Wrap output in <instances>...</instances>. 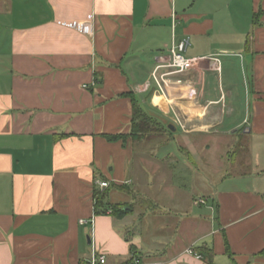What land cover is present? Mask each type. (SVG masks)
<instances>
[{
	"label": "crops",
	"instance_id": "1",
	"mask_svg": "<svg viewBox=\"0 0 264 264\" xmlns=\"http://www.w3.org/2000/svg\"><path fill=\"white\" fill-rule=\"evenodd\" d=\"M185 38L207 59L156 80ZM127 93L157 132L130 135ZM100 180L129 214H95ZM94 247L108 264L133 248L264 264V0H0V264H87Z\"/></svg>",
	"mask_w": 264,
	"mask_h": 264
},
{
	"label": "built area",
	"instance_id": "2",
	"mask_svg": "<svg viewBox=\"0 0 264 264\" xmlns=\"http://www.w3.org/2000/svg\"><path fill=\"white\" fill-rule=\"evenodd\" d=\"M189 45L190 42L188 38L182 39L172 44L167 55L158 56V63L154 69L153 77L156 80L165 81L169 75L183 73L187 70L193 69L198 63L207 59L204 56L200 55L188 56L187 50ZM210 59H213L214 65H217V58L210 57ZM163 68H167L169 70L160 73V70ZM97 184L99 186V189L101 190H104L111 186V182H109L108 180H100L97 182ZM195 203L205 204L206 199L199 197L195 200ZM107 213L111 214V210L109 209ZM81 222H85V220H81ZM188 252L193 253L196 257H201L198 253H194L192 249H189ZM87 264H108L107 255L105 253L99 252L94 247L90 258L87 260ZM124 264H145V261L143 260L141 255L133 252L131 254V257Z\"/></svg>",
	"mask_w": 264,
	"mask_h": 264
},
{
	"label": "trees",
	"instance_id": "3",
	"mask_svg": "<svg viewBox=\"0 0 264 264\" xmlns=\"http://www.w3.org/2000/svg\"><path fill=\"white\" fill-rule=\"evenodd\" d=\"M125 95L131 97L133 101L134 119H133L132 130L130 132V135H133V134L144 135L145 133L149 132V128H148L149 124L155 122V120H152V118L148 117L145 113L142 112V110L139 108L138 103L136 102V99L134 98V95L132 93H127ZM106 137L110 141H113V140L125 139L127 135L126 134H116V135H106ZM121 187L122 186H117V184H111L110 187L104 190L95 188V191H94L95 214L97 215L98 214H108L107 211L109 209L111 210V215L115 217H123L130 213L129 206H126L120 203H111L106 200L110 190L121 188ZM206 251H208V257L211 256L212 251L211 250H206ZM262 252L264 253V250Z\"/></svg>",
	"mask_w": 264,
	"mask_h": 264
},
{
	"label": "rangeland",
	"instance_id": "4",
	"mask_svg": "<svg viewBox=\"0 0 264 264\" xmlns=\"http://www.w3.org/2000/svg\"><path fill=\"white\" fill-rule=\"evenodd\" d=\"M238 78L240 79L241 78V76H240V74H239V76H238ZM140 120V119H139ZM148 128H149V132H147V133H152V132H157L158 131V128H157V124H156V121L155 122H153V123H150L149 124V126H148ZM240 167H233L231 164L230 165H226L225 166V168L223 169V171H220L219 170V173H218V175H216V174H213L212 173V177L214 178V177H217V179L219 178L220 179V177H221V175L223 174V173H229V174H238V172H240L242 169V167H241V165H239ZM251 170H252V168H251ZM223 176V175H222ZM214 182V181H213ZM219 182V181H218ZM125 196V195H124ZM199 198V197H198ZM202 198H204V197H202ZM112 199H116L117 200V195H114V196H112V197H110V200H112ZM204 199H206V198H204ZM124 200H126L125 202H127V203H120V204H123V205H126V206H130L129 205V200H130V198H129V196L127 195V198H125ZM196 200V199H195ZM195 200H194V202H195ZM196 204V203H195ZM133 251L135 252V250H132V252H131V254L133 253ZM136 253H138V252H136ZM131 254H130V256H129V258L131 257ZM128 258V259H129ZM143 258V257H142ZM127 259V260H128ZM126 260V261H127ZM144 260V259H143ZM125 261V262H126ZM124 262V263H125ZM123 263V264H124Z\"/></svg>",
	"mask_w": 264,
	"mask_h": 264
},
{
	"label": "water",
	"instance_id": "5",
	"mask_svg": "<svg viewBox=\"0 0 264 264\" xmlns=\"http://www.w3.org/2000/svg\"><path fill=\"white\" fill-rule=\"evenodd\" d=\"M169 127L172 128V130H175V127H173V126H171V125H170Z\"/></svg>",
	"mask_w": 264,
	"mask_h": 264
}]
</instances>
